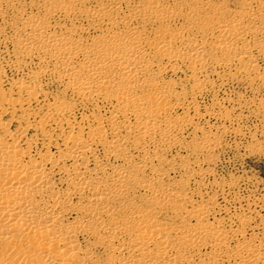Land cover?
I'll return each mask as SVG.
<instances>
[{
  "label": "bare ground",
  "instance_id": "6f19581e",
  "mask_svg": "<svg viewBox=\"0 0 264 264\" xmlns=\"http://www.w3.org/2000/svg\"><path fill=\"white\" fill-rule=\"evenodd\" d=\"M37 3L0 0V38L13 45V68L25 73L6 87L0 61V264L94 263L81 237L110 246L105 264H264V243L244 234L246 217L241 229L226 230L201 220L207 208L185 207L190 182L207 173L201 162L182 165L179 189L163 184L165 156L188 146L184 132L198 126L199 109L166 79L167 70L202 68L206 42H183L181 29L148 36L133 26L148 10L130 8L129 0H106L80 21L71 4L26 12ZM122 4L128 8L121 15ZM217 31L212 46L260 78L248 37L264 55V17L250 6ZM153 51L167 63L156 64ZM32 62L37 67L29 71ZM47 78L60 81L75 104L57 98L43 114L35 110L47 96ZM194 80L195 94L209 84ZM77 99L95 102L96 110L79 120ZM178 108L183 112L173 114ZM193 144L208 156L218 142L203 132ZM165 215L180 221L165 224Z\"/></svg>",
  "mask_w": 264,
  "mask_h": 264
},
{
  "label": "rangeland",
  "instance_id": "374dc122",
  "mask_svg": "<svg viewBox=\"0 0 264 264\" xmlns=\"http://www.w3.org/2000/svg\"><path fill=\"white\" fill-rule=\"evenodd\" d=\"M258 2L264 4V0L257 2L255 0H129L130 8L148 10L145 21L144 18H141L142 21L140 18L133 20V26L147 32L148 36L152 37L157 32V34L173 33L181 29L184 36L181 38L183 42H206L208 62L202 68L193 72L189 68L191 64L187 63L186 67H181L178 71L167 70L166 79L172 80L177 90L182 89L187 99L193 102V106L196 109L199 108L195 116L199 127L190 126L185 130L184 137L188 143L187 147L176 146L165 156L164 164L169 170V176L164 179L163 184L179 189L181 187L180 178L183 177V173L180 174L182 165L192 166L201 162L203 170L207 173L202 177L197 176L198 181L194 179V182L193 180L190 182L188 189L190 202L185 207L190 210L198 206L207 208L209 211L201 217V220L219 222L226 230L241 229V218L246 217L245 236L260 238L259 240L264 243V55L259 54L255 49L257 38L248 37L253 46L250 54L257 57L260 78H256L252 72H241L236 64L231 63L229 52L226 49L212 46L214 44L209 42L218 34L219 28L233 24L250 6L254 7L257 15L264 17V12L260 9L261 4L259 5ZM54 3L56 5L71 4L80 12L76 19L80 21L83 19V12L103 6L106 0H41V3L25 5V10L30 14H40L41 6L49 5L47 8H52L55 6ZM127 8L126 4H122L118 13L121 15L126 13ZM7 14L9 15L10 12ZM0 40L2 50L0 51L4 53L0 61L6 65L2 81L7 87L10 81L24 78L25 73L17 71L11 65L15 59L11 53L13 52L11 42L7 43L2 38ZM151 54L150 57L156 64L165 65L167 63L166 59L159 57L156 51ZM9 56H13L10 62L6 61ZM36 65V63H30L31 67H28V70H34ZM22 75L24 76L21 77ZM197 78L208 79L209 84L206 89L204 87L200 93L195 94L192 91V83ZM48 79L44 84L47 98L41 97L42 107L40 109L35 104L37 105V107L34 106L35 110L41 111V114L46 112L47 107L44 104L49 100L61 99L65 104H75L74 98L66 93L60 81L53 82ZM96 108L95 102L92 104L77 102L78 119L81 120L83 113L90 115ZM182 112V108H178V111H174L173 114ZM190 112L194 114L193 109ZM203 132L211 134L218 142L217 148L215 147L208 156L201 149L194 150V144L191 145L192 142H197ZM38 136L43 142L44 134L41 133ZM159 219L165 224L180 221L169 215ZM81 243L95 252V262L88 264H105L106 260L112 259L110 246L107 244H101L87 237H81Z\"/></svg>",
  "mask_w": 264,
  "mask_h": 264
}]
</instances>
